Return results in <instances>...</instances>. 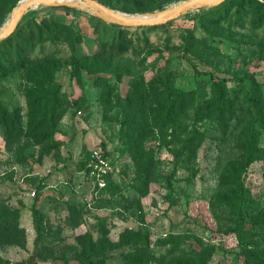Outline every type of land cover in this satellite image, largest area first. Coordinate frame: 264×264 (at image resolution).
Wrapping results in <instances>:
<instances>
[{"label":"rangeland","instance_id":"1","mask_svg":"<svg viewBox=\"0 0 264 264\" xmlns=\"http://www.w3.org/2000/svg\"><path fill=\"white\" fill-rule=\"evenodd\" d=\"M21 1L0 0V29ZM103 1L129 15L161 10ZM216 8L126 28L40 6L0 43V264H264V24L246 0ZM74 44L85 69L71 82ZM40 92L48 98L34 100Z\"/></svg>","mask_w":264,"mask_h":264},{"label":"water","instance_id":"2","mask_svg":"<svg viewBox=\"0 0 264 264\" xmlns=\"http://www.w3.org/2000/svg\"><path fill=\"white\" fill-rule=\"evenodd\" d=\"M227 0H183L161 10L149 13L129 15L111 9L99 0H28L20 2L12 13L11 21L4 29H0V43L7 40L18 28L23 16L31 9L46 7H74L92 11L97 17L108 20L126 28H150L164 26L176 21L183 16L195 12L214 9ZM3 27V26H2Z\"/></svg>","mask_w":264,"mask_h":264},{"label":"trees","instance_id":"3","mask_svg":"<svg viewBox=\"0 0 264 264\" xmlns=\"http://www.w3.org/2000/svg\"><path fill=\"white\" fill-rule=\"evenodd\" d=\"M99 1L105 4V2L103 0H99ZM166 1H168V0H151L152 3H155V8H159V9H162V7ZM235 1L236 0H227V2H225L223 5L216 8L215 11L225 10L228 6H231ZM246 2L251 6V8H253L252 5H255L253 8L254 9V12H253L254 24L256 25V27H262L264 24V3L261 2L260 0H246ZM155 10L156 9L151 10V12H153ZM163 27L164 26H161L160 28H163ZM43 29H44V31L47 30L49 32V29L45 28V26L43 27ZM63 29H62L61 33H60V30L58 29L56 34L58 35V33H60V34L68 35V36L71 35V36L75 37L74 39L76 41H80L79 36H76L70 27L68 28V26H65ZM151 29H157V28H151ZM42 35H43V31L40 32V37H42ZM73 46H74V48H73L74 52H73L70 60H68L66 62L67 66L71 67V75H70L71 76L70 77L71 82L77 81L78 78L80 77V75L82 74L83 70L85 69V66L83 64V58H81L80 56L77 55L75 44ZM190 48H191V40L189 38H185L184 58H188ZM18 53H19V48L16 52L17 56H18ZM188 61L190 62L191 66L193 67V69L196 73L213 77L212 73L199 70L196 62H194L190 59H188ZM52 68H53V70H52V72H53L56 69V67L52 66ZM2 72H4V71L2 70ZM34 76L46 77L45 78L46 80L44 81V83L50 84L52 86L54 85V80L52 78L50 79V77H48V76H42L41 67H38V70L35 72ZM56 93H57V91H56ZM58 95H59V92L56 94L55 97L57 98ZM45 98H48V94L44 93V92H42V93L40 92L38 94V96H36L34 98V100L36 99V101H42V99H45ZM254 101H259V99L254 98ZM44 110H46V108ZM43 119H44V117L39 121L40 124L43 123ZM258 123H259V120H256L252 123V125L250 127V130H249L250 144L249 145H252L254 138L256 137V127H257ZM251 147L252 146H250V148ZM247 157H248V161H250L251 150L248 152ZM246 201H247V188L245 186H243V188L241 190V194H240L241 217L237 221V225H238L237 235H238L239 241L242 245H245V243H246V230H245V228H246L247 220L245 219L244 213H243V208L245 206ZM38 203H39V196L36 198V201H35L34 206L32 208L34 215H35V218H36V228H37V232H38V242H39V239H41L42 216H41V212H40L39 207H38ZM36 255H37V258L39 259V261H42V262L46 261V259L43 257V254H42L41 250H39V248H36ZM256 259H258L260 262L264 263V255H258V256H256ZM127 260H128L129 264H150L149 261L142 256H139V257L127 256ZM37 263L38 262H34V264H37ZM86 263L87 264H103L104 260H97V261L88 260Z\"/></svg>","mask_w":264,"mask_h":264},{"label":"bare ground","instance_id":"4","mask_svg":"<svg viewBox=\"0 0 264 264\" xmlns=\"http://www.w3.org/2000/svg\"><path fill=\"white\" fill-rule=\"evenodd\" d=\"M26 1H28V0H22V2H26ZM10 21H11V16H8L7 19H6V21H5V23H4V25H3V27L1 28V30H4L8 26V24L10 23Z\"/></svg>","mask_w":264,"mask_h":264},{"label":"built area","instance_id":"5","mask_svg":"<svg viewBox=\"0 0 264 264\" xmlns=\"http://www.w3.org/2000/svg\"><path fill=\"white\" fill-rule=\"evenodd\" d=\"M101 165L99 166V171H100V174H107V170L104 169V166L102 165L103 164V161H100Z\"/></svg>","mask_w":264,"mask_h":264}]
</instances>
